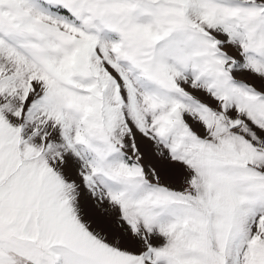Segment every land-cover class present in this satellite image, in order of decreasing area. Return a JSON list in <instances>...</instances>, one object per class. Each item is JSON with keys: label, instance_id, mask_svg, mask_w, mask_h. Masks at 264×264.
Segmentation results:
<instances>
[{"label": "snow or ice", "instance_id": "obj_1", "mask_svg": "<svg viewBox=\"0 0 264 264\" xmlns=\"http://www.w3.org/2000/svg\"><path fill=\"white\" fill-rule=\"evenodd\" d=\"M0 264H264V0H0Z\"/></svg>", "mask_w": 264, "mask_h": 264}]
</instances>
